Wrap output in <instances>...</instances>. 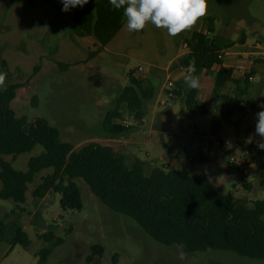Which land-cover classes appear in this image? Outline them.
Segmentation results:
<instances>
[{"label":"rangeland","instance_id":"374dc122","mask_svg":"<svg viewBox=\"0 0 264 264\" xmlns=\"http://www.w3.org/2000/svg\"><path fill=\"white\" fill-rule=\"evenodd\" d=\"M94 2L90 0L83 7L93 8ZM62 8L60 0H0V55L10 73L3 70L1 60L0 72L6 73V85L20 84L11 106L18 117L25 118L27 126L35 118L44 117L58 126L61 138L72 142L76 149L91 141L110 144L126 155L129 164L138 158L145 160L146 173L172 158L162 159L161 155H177L181 167L193 175H208L224 193L237 195L246 190L239 183L238 166L231 157H247L251 161L248 177L254 183L249 196L264 199V182L260 179L264 177V150L256 144L259 137L246 142L255 132L256 113L264 105V84L259 72L250 82L251 91L243 93L234 81L216 86L217 67L202 70L199 90L203 91L198 96L212 113L203 108L191 111L185 97L190 88L185 83L183 94L173 98L167 89L158 93L161 83L167 81L166 72H158L156 78L151 76L150 69L156 67L151 58L164 52L167 43L172 42L167 33L163 36L153 26L139 35V43L123 25L102 50L91 53L98 48L96 37L73 31L75 12L82 7L67 12ZM208 15L215 18L212 34L220 41L240 42L245 36L250 46L264 43V0H208L205 16ZM204 17L181 35L206 30ZM178 43L180 50H187L181 39ZM131 70L146 76L157 89L145 102L142 120L122 105L126 111L118 121L126 125V119L131 125L122 133H112L103 123L104 116L118 105V98L130 83ZM183 77L175 79V84L179 85ZM223 95L233 100L230 114ZM163 99L167 102L163 103ZM214 117L218 120L215 126ZM200 142L210 143V151L206 152L209 159L194 162L192 157ZM43 149L37 144L32 151L15 158L12 154L4 157L16 168L27 169L30 157ZM50 172L52 168H46L35 175L27 200L20 206L12 198L0 197V218L12 210L20 212L31 240L28 247L18 242L10 249L15 230L9 224L0 244V264H38L44 247L50 249L45 264H264L262 259L230 250L187 253L177 244L158 242L133 217L106 204L83 177L75 178L83 195L81 209H64L60 192L51 190L44 197H35L34 187ZM49 234L54 237L47 238ZM58 237L63 242H57ZM93 243L102 244L104 254L87 262Z\"/></svg>","mask_w":264,"mask_h":264},{"label":"trees","instance_id":"16d2710c","mask_svg":"<svg viewBox=\"0 0 264 264\" xmlns=\"http://www.w3.org/2000/svg\"><path fill=\"white\" fill-rule=\"evenodd\" d=\"M213 17H204L208 24L206 30H194L189 36L179 35L183 43H188V50L175 59L173 67L187 69L191 66L194 68L193 75L199 78L202 70L218 66L215 85L223 87L234 81L244 93L249 88L253 70H241L225 64L219 52L234 41L222 42L212 34L215 30ZM123 25L122 10H113L109 0H98V3L95 0L93 8L82 7L75 12L73 31L81 36H95L98 48L91 53H96L115 37ZM0 60L3 70L9 74L8 64L1 55ZM129 80L117 100L118 105L104 116L103 123L112 133H122L130 127L118 121L126 111L122 105L142 120L145 102L155 94L154 85L135 75L134 70L130 71ZM243 81L244 86L241 85ZM182 83L184 80L167 89L173 98L183 94ZM19 85L9 84L6 90H0V197L12 198L20 206L19 203L27 200L35 175L43 169L52 168V172L43 175L41 182L34 187L32 194L35 197H44L51 190L60 192L64 209H81L83 195L75 178L83 177L106 204L133 217L158 242L177 244L187 253L230 250L264 260V199L249 196L254 183L248 180L243 164L235 162L239 183L246 193L237 195L224 193L211 177L193 175L186 167L162 164L146 173L145 160L138 158L129 164L123 152L107 143L91 141L76 149L72 142L61 138L59 127L48 119L37 117L27 126L25 118L17 116L11 102ZM198 92L199 88L189 89L185 96L187 107L191 111L203 108L212 113L200 101ZM223 96L230 114L233 100ZM239 102L242 104V101ZM217 124L218 120L214 117L213 125ZM37 144L44 149L30 157L27 169L16 168L4 157L12 154L15 158L22 152L32 151ZM208 159L209 155L202 148L192 157L194 162ZM23 209L20 207V210ZM9 224L15 230L10 249L18 242L28 247L30 237L21 222L20 212L15 210L0 218V244L5 240ZM50 237L54 235L47 236ZM63 240L62 237L56 238L57 242ZM49 252L48 247L40 250L38 264L46 263ZM103 254V245L93 243L86 260L92 262L97 255Z\"/></svg>","mask_w":264,"mask_h":264},{"label":"clouds","instance_id":"9594fccd","mask_svg":"<svg viewBox=\"0 0 264 264\" xmlns=\"http://www.w3.org/2000/svg\"><path fill=\"white\" fill-rule=\"evenodd\" d=\"M62 11L83 7L90 0H60ZM98 3V0H96ZM113 10H122L124 26L129 32L143 31L149 24L158 30L166 31L170 37H177L191 31L208 11V0H109ZM184 83L190 89H198L200 80L193 75L191 66L184 70ZM0 90H6V73L0 72ZM256 113L255 132L246 140L252 143L255 137L259 149L264 150V105Z\"/></svg>","mask_w":264,"mask_h":264},{"label":"crops","instance_id":"0c3cea01","mask_svg":"<svg viewBox=\"0 0 264 264\" xmlns=\"http://www.w3.org/2000/svg\"><path fill=\"white\" fill-rule=\"evenodd\" d=\"M150 29H154V27L151 24H149L143 31L133 32L132 33L133 39L136 42L140 43L141 40H140L139 35L140 34H144L145 30H150ZM201 30H204V29H201ZM159 32H162L163 36L166 35V31H162L161 30ZM243 38H244L243 41L234 42L231 45H229V46H231L232 49L234 47V49H233V53L231 55L224 57L225 64L228 65V66H235V67H237L239 69H242V70H248V71L253 70V72H252L253 78L251 79V81L254 80L255 74L257 72H259L261 74V76H262V81H263V84H264V65H262L264 60H263L262 54H261L262 51L264 50V43L262 42L258 46L257 45L250 46V45H248L247 39L245 38V36ZM176 39H177V41H176ZM180 39H181L180 36H177L175 38L172 37L171 38V41H172L171 44L172 45L167 43L166 50L164 52L159 51V54L155 55V56L158 55L159 57H155L154 56V57L151 58V62H153V64H155V66H156V67L153 68V70L150 69V71H152L151 76L153 78L154 77L155 78L158 77L157 74H159L158 72H160V71L166 72L167 78L171 74H173V79L174 80L177 79V78H178V80H180L184 76V73L178 71V69L177 70L172 69L173 62L175 61V59L178 58L180 55H182L184 52L187 51V50H180L179 49L180 46H179L178 42L180 41ZM228 41H231V40H228ZM166 42H168V41H166ZM216 69H218V66H217ZM239 71H241V70H239ZM237 74H239V72H237ZM135 75H137L139 77H142V78H146V76L145 77L141 76L136 71H135ZM166 82H162L161 85L159 86V89H158V93L159 94L161 92H163V90L168 89L166 87ZM175 83H176V80H175ZM241 85L244 86V81L241 83ZM156 89L157 88H155V92H156ZM202 91L203 90H201V89L199 90L200 94H202ZM250 91H251V87L248 88L247 92H250ZM118 138L119 137H115V139H118ZM206 147H208L209 151H210V147H211L210 143L205 145L202 142H200L199 145H198V148L195 149V155L201 150V148L205 150ZM205 152H208V151H205ZM166 156H171L172 158L168 159V161H165L163 164L169 165L171 167H181V165H180L181 164V160H180V158L177 155H161V158L165 159ZM244 158H246V160H247V164H246L245 168H246V171L249 174L250 173L249 167L251 165V161L247 157H244ZM247 178L249 180V177H247ZM260 179L262 180V182H264V177L263 176ZM213 180H214V182L217 184V186L220 189L219 183H217V181H215V179H213Z\"/></svg>","mask_w":264,"mask_h":264},{"label":"built area","instance_id":"2783aa9c","mask_svg":"<svg viewBox=\"0 0 264 264\" xmlns=\"http://www.w3.org/2000/svg\"><path fill=\"white\" fill-rule=\"evenodd\" d=\"M259 44H260V43H258L257 46H258ZM183 45H184V47H186L187 50H188V43H187V42H184ZM232 53H233V51H232L231 46H227V47H224V48H222V49L220 50V52H219V56H220L221 58H224V57H226V56L231 55ZM261 54H262V58H263V60H264V50L262 51ZM140 69H143V67L140 66ZM178 70L184 71V70H186V69H184V68H179ZM184 72H185V71H184ZM185 73H186V72H185ZM252 78H253V76L251 75V76H250V79H252ZM174 85H175V80L173 79V75H170V76L167 78L166 87H167V88H171V87H173ZM169 93H170V95H172L171 92H169ZM162 102H163V103H166L167 100L163 99ZM125 123H126V125H131V121L126 120V119H125ZM220 142L223 143V141H222L221 139H220ZM226 143L228 144V143H229V140H227ZM204 151H209V148L206 147ZM231 160H232L233 162H239V163H241V164H243V165H246V164H247V160H246V158H242V159L239 160V159L236 158V156H232V157H231Z\"/></svg>","mask_w":264,"mask_h":264}]
</instances>
